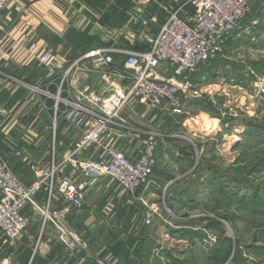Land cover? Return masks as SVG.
Returning <instances> with one entry per match:
<instances>
[{
	"label": "crops",
	"instance_id": "obj_1",
	"mask_svg": "<svg viewBox=\"0 0 264 264\" xmlns=\"http://www.w3.org/2000/svg\"><path fill=\"white\" fill-rule=\"evenodd\" d=\"M186 1L11 0L0 11V155L27 185L47 176L53 164L56 165L53 206L67 209L66 231L88 244L81 254L73 255L60 238L56 225L43 222L37 206L47 199L48 189L44 187L35 203L23 209L32 217L26 231L14 239L0 231V264H96L97 256L108 264H152L146 262L149 249L145 243L162 241L158 234L152 233L164 232L167 221L163 217L159 224H145L144 219H139L143 209L137 200L144 199L143 196L153 198L159 187L173 176L164 172L155 176L156 165L154 179L151 177L144 192L142 189L136 192L142 193L138 198L121 190L116 181L104 178L89 189L80 208L65 202L57 189L63 177L73 170L63 160L80 134L65 118V110L72 102H83L97 109L89 102L91 93H103L113 81L114 84L126 82L123 78L126 56L115 54L116 74L111 84L103 72L92 70L85 62L68 70L76 59L96 48H144L146 35L158 32L166 19L161 4L175 8L184 5L186 14L194 10ZM19 4H25L26 9L19 10ZM257 7V20H252L251 25L264 23V0H258ZM136 19H148L150 25L136 24ZM263 26L259 35H264ZM32 46L36 49L31 54ZM46 51L51 52L48 64L40 61ZM49 67L54 72L51 77L47 76ZM148 107L136 100L126 107L123 115L136 127L153 130L154 124L161 122L153 123V117L166 115L162 112L166 109L153 107L156 111H152ZM106 143L124 151L131 160L138 158L142 147L140 139L125 131ZM104 152L87 149L82 158L99 160ZM169 182L165 190L168 193L173 184Z\"/></svg>",
	"mask_w": 264,
	"mask_h": 264
},
{
	"label": "rangeland",
	"instance_id": "obj_2",
	"mask_svg": "<svg viewBox=\"0 0 264 264\" xmlns=\"http://www.w3.org/2000/svg\"><path fill=\"white\" fill-rule=\"evenodd\" d=\"M250 5L223 52L191 76L206 92L189 98L184 113L146 103L166 109L148 129L162 137L155 176H173L153 198L137 200L145 224L167 221L152 233L162 241L145 243L146 262L264 264V23L251 25L258 0ZM147 184L125 193L138 198Z\"/></svg>",
	"mask_w": 264,
	"mask_h": 264
},
{
	"label": "built area",
	"instance_id": "obj_3",
	"mask_svg": "<svg viewBox=\"0 0 264 264\" xmlns=\"http://www.w3.org/2000/svg\"><path fill=\"white\" fill-rule=\"evenodd\" d=\"M10 2L0 0V11ZM186 4H190L194 10L185 14L184 5L175 8L161 4L167 13L166 19L158 32L146 35L144 48H96L80 56L69 67L68 71H71L85 62L92 70L103 72L110 82L116 74L115 54L126 56V73L123 74L126 82L114 84L113 81L107 92L91 93L89 102L97 109L83 102H72L64 112L65 118L80 131L71 153L63 160V164H70L73 170L70 175L63 177L57 188L70 206L82 207L89 189L107 177L116 181L124 192H135L147 184L155 170L162 137L158 132L136 127L123 115L124 110L138 100L167 107L174 114L184 113L189 98L200 97L206 92L191 76L223 52L252 9L250 0H187ZM18 9L24 11L26 5L19 4ZM134 22L145 27L150 25L148 19H136ZM35 49V46L30 47L31 54ZM50 56L51 52L46 51L40 61L48 64ZM53 73V68L49 67L47 76L51 77ZM122 131L136 136L142 142L136 160H131L124 151L106 143ZM87 149L105 152L99 160L88 161L82 158V153ZM56 172L57 167L53 164L47 176L27 185L21 182L0 155V231L11 239L25 232L32 217L25 214L23 209L35 203L38 194L46 187L47 199L37 206L43 222L49 221L56 225L61 232L60 238L71 253L81 254L88 247L87 242L72 237L66 231L67 209L53 206ZM96 264L108 263L103 257L97 256Z\"/></svg>",
	"mask_w": 264,
	"mask_h": 264
},
{
	"label": "trees",
	"instance_id": "obj_4",
	"mask_svg": "<svg viewBox=\"0 0 264 264\" xmlns=\"http://www.w3.org/2000/svg\"><path fill=\"white\" fill-rule=\"evenodd\" d=\"M215 58H216V57H215ZM211 61H212V59H211ZM195 80H196V79H194V81H195ZM195 82H196V81H195ZM239 83L242 84L240 80H239ZM252 124H253V123H252ZM252 124L249 125V128L252 127Z\"/></svg>",
	"mask_w": 264,
	"mask_h": 264
}]
</instances>
